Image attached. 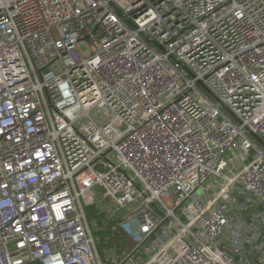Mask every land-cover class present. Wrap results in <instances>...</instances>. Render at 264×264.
Wrapping results in <instances>:
<instances>
[{
	"label": "built area",
	"instance_id": "built-area-1",
	"mask_svg": "<svg viewBox=\"0 0 264 264\" xmlns=\"http://www.w3.org/2000/svg\"><path fill=\"white\" fill-rule=\"evenodd\" d=\"M255 135L264 0H0V264H264Z\"/></svg>",
	"mask_w": 264,
	"mask_h": 264
},
{
	"label": "crops",
	"instance_id": "crops-1",
	"mask_svg": "<svg viewBox=\"0 0 264 264\" xmlns=\"http://www.w3.org/2000/svg\"><path fill=\"white\" fill-rule=\"evenodd\" d=\"M237 198H238L237 199L238 203L243 202L244 198L242 194H238ZM102 205H106V204L102 203ZM259 206H260L259 202L255 200L254 207H251L248 211L243 212L242 216L249 217L250 213L253 210L259 209ZM87 208L93 209L94 212L90 217L87 215L91 229L92 226H94L98 229L100 235L101 233L109 235V238H106L105 244H103L104 246L103 250H105L106 254L114 255L117 257H124L126 253H128V249L133 245L132 240L125 235H122L120 233H113V230H110L111 222H113V220L111 216H107L105 214L106 212H109L108 209H104L103 211H100L99 209H96L94 205L87 206L86 210ZM263 239H264V235H263ZM106 244L109 246H107ZM146 261H147L146 256H141V257L139 256L136 258V260H134V264H145Z\"/></svg>",
	"mask_w": 264,
	"mask_h": 264
},
{
	"label": "rangeland",
	"instance_id": "rangeland-1",
	"mask_svg": "<svg viewBox=\"0 0 264 264\" xmlns=\"http://www.w3.org/2000/svg\"><path fill=\"white\" fill-rule=\"evenodd\" d=\"M85 49H86L85 47H82V51H85ZM102 111L105 112V109H102ZM257 143L261 147L264 148L263 143H261L258 139H257ZM125 211H126V209H119L114 214H112L111 212H106L105 214L107 216H111L113 222H116L118 220V218L121 219V215H123ZM92 229H93L92 231H93V235H94V239H95V242H96L97 249L101 253L103 248H104L103 244H105V240H106V238H109V235L108 234H102V233L100 235L99 232H98V229L96 227H94V226H92ZM107 246H109V245H107ZM107 246H105V247H107Z\"/></svg>",
	"mask_w": 264,
	"mask_h": 264
},
{
	"label": "water",
	"instance_id": "water-1",
	"mask_svg": "<svg viewBox=\"0 0 264 264\" xmlns=\"http://www.w3.org/2000/svg\"><path fill=\"white\" fill-rule=\"evenodd\" d=\"M199 83L201 84V82H199ZM206 90L208 91V93H209L212 97L216 98L210 90H208L207 88H206ZM216 99H217V98H216ZM222 106H223L225 109L228 110V108H227L225 105L222 104ZM228 111H229V110H228ZM255 137H256L261 143H263V141L260 139V137H258L257 135H255ZM113 232H114V233H118L119 230H116V231H113ZM33 264H40V263L37 262V263H33Z\"/></svg>",
	"mask_w": 264,
	"mask_h": 264
},
{
	"label": "trees",
	"instance_id": "trees-1",
	"mask_svg": "<svg viewBox=\"0 0 264 264\" xmlns=\"http://www.w3.org/2000/svg\"><path fill=\"white\" fill-rule=\"evenodd\" d=\"M86 212H87V215H88L89 217L94 213V212H93V209H91V208H87Z\"/></svg>",
	"mask_w": 264,
	"mask_h": 264
}]
</instances>
